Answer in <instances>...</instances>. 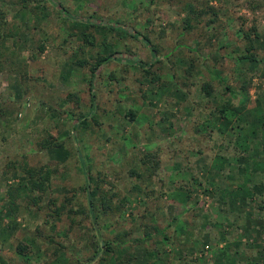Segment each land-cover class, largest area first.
Returning <instances> with one entry per match:
<instances>
[{"label":"rangeland","instance_id":"1","mask_svg":"<svg viewBox=\"0 0 264 264\" xmlns=\"http://www.w3.org/2000/svg\"><path fill=\"white\" fill-rule=\"evenodd\" d=\"M0 8V264H125L146 248L139 264H264V0ZM253 29L250 63L239 56ZM89 112V126L76 125ZM25 163L52 175L13 215L7 191L28 180ZM90 191L112 208L98 224ZM121 232L127 247L91 261Z\"/></svg>","mask_w":264,"mask_h":264},{"label":"trees","instance_id":"2","mask_svg":"<svg viewBox=\"0 0 264 264\" xmlns=\"http://www.w3.org/2000/svg\"><path fill=\"white\" fill-rule=\"evenodd\" d=\"M3 2V0H0V4ZM4 10L0 8V29H1V25L2 23H4L3 19H4ZM89 25L92 27H101V25H97L96 23H92L89 22ZM111 30L116 29L114 27L110 28ZM253 32L255 34V37L259 36V33L256 31V29L251 30L250 32H244V37L246 38V40L248 41L249 45L246 48V53L239 56L240 60L243 61H248L250 63H254L258 61L257 55L254 53V49L255 46L253 44L254 41V37H253ZM1 33V32H0ZM1 35V34H0ZM146 43L151 44V42L149 41V39L147 37L144 38ZM85 41H87L89 44H94L95 39L91 34H86L85 35ZM153 51H156V49L153 47L152 48ZM112 55L109 56H104V57H100L98 58V60L95 62V64L92 66V77L95 76L97 70L107 61L112 59ZM148 71V70H147ZM92 81V80H91ZM93 84V81L91 82ZM91 84V94H92V109L94 108V102H95V94H93V85ZM208 94H210V91H208ZM243 109L244 108H240V107H235L232 108L231 111L235 112V113H243ZM229 109H218V113L220 114L222 119L226 118V115L228 113ZM0 111L3 112L2 108L0 107ZM0 112V113H1ZM129 116H131L132 119H134V114L132 112L127 113ZM74 116V115H73ZM93 118V115L90 116V112L88 115L85 114H81L78 116V118H75L78 122L76 125H80L83 126V128H87L89 126V122L90 120ZM76 127V126H75ZM43 148H48L50 146H61L59 143L55 144L53 141L50 140H45L42 144ZM82 161V159H81ZM143 162L149 166V170H153L155 169L159 164L156 160V156H154L153 154L147 155L145 159H143ZM83 163V161H82ZM84 164V163H83ZM22 170L29 176L28 180L24 183L21 184H13L8 188L7 191V195L9 197V207H10V211L12 212L13 215H17L18 210L20 205L17 203V200L22 198H29V197H33L35 192L40 193L41 191L46 190V185L49 183L48 181L50 180V177L52 175V170H50L49 168H45V167H40V168H34L29 166L27 163L24 164V166H21ZM83 173L86 174V176L89 175V169L85 168V166L83 165L82 167ZM138 174V173H137ZM89 179V178H88ZM261 187L264 186L263 182L262 184H260ZM88 188V187H87ZM89 198H90V211L92 213V216L95 218L96 223L98 224V221L100 219V217L102 215H106L110 209H112L108 202L107 199L105 197H101L99 199L100 205L96 204L97 200V196L95 195L94 191H90L89 192ZM35 199V198H33ZM260 210L264 211V199L262 204L259 205ZM112 227V226H109ZM156 229V228H155ZM113 230V229H112ZM127 232H121L119 234H117L116 238L114 240L108 239L106 240V242L103 240V245L100 243H98V252L95 254V256H93V258H91L93 261L96 257L97 254H99L100 252L103 255L109 256L110 258L113 256H117L119 251L125 247H127L129 245V242L125 241L123 238L127 237ZM151 232L149 231V228H146V230H144L143 233V240L145 239H149L151 237ZM143 240H140V242H142ZM139 242V241H138ZM30 251V247L27 244L24 243H20L17 246V252L20 255H24L26 256L28 254V252ZM152 251H150L149 249H142V251L139 253L138 251H133L130 252L128 255V262L129 263H125V264H133L134 261L137 260V264H139V258L140 256L146 257L148 255H151Z\"/></svg>","mask_w":264,"mask_h":264}]
</instances>
